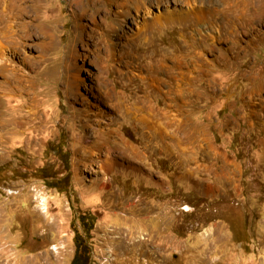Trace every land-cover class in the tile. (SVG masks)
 I'll return each instance as SVG.
<instances>
[{"label":"rangeland","instance_id":"1","mask_svg":"<svg viewBox=\"0 0 264 264\" xmlns=\"http://www.w3.org/2000/svg\"><path fill=\"white\" fill-rule=\"evenodd\" d=\"M8 2L0 0V264H71L77 246L82 264H264L256 131L233 135L243 196L212 199L174 188L149 126L169 129L200 75L217 89L263 79L264 0H161L140 9L121 40L122 19L142 0ZM85 96L106 124L87 116ZM110 156L108 181L91 186Z\"/></svg>","mask_w":264,"mask_h":264},{"label":"crops","instance_id":"2","mask_svg":"<svg viewBox=\"0 0 264 264\" xmlns=\"http://www.w3.org/2000/svg\"><path fill=\"white\" fill-rule=\"evenodd\" d=\"M189 14L181 13L180 18ZM199 77L206 87L196 82L194 100L179 102L176 118L165 122L169 129L161 132L159 121L149 124L157 136L158 155L168 164L167 173L178 190L212 199L243 196L245 166L235 155L233 135L240 132L249 138L256 131L250 153L264 171V76L248 87L237 77L220 89L209 84L207 75Z\"/></svg>","mask_w":264,"mask_h":264},{"label":"bare ground","instance_id":"3","mask_svg":"<svg viewBox=\"0 0 264 264\" xmlns=\"http://www.w3.org/2000/svg\"><path fill=\"white\" fill-rule=\"evenodd\" d=\"M14 0H9L8 3H6V7H9L10 10H12V3ZM178 0H175V2L177 3ZM190 2V0H184V2ZM133 1H131L130 3H132ZM109 4V3H108ZM120 4V3H119ZM125 4V2H124ZM127 4V3H126ZM134 4V3H133ZM161 5V0H153V1H147L145 2L144 0H142L141 3H137L133 5L134 11H135V16L131 17V15H127L125 18H123L122 20H124V23L121 22V24H123L122 26V32L121 35L118 34L117 35V39L121 40L122 37H124L126 34H128L125 29H127V31H131L132 27L137 24V14L139 12L140 9L144 8V7H148V8H159ZM169 5V4H168ZM179 5V4H178ZM120 6V5H119ZM118 6V7H119ZM125 6V5H124ZM123 6V7H124ZM108 7V6H107ZM192 7V6H191ZM150 13V12H149ZM120 14V13H119ZM154 16H152L153 18ZM159 17L155 16V19L153 20H158ZM158 22V21H157ZM114 26V25H113ZM112 26V27H113ZM147 24L145 23L144 26L142 25V29L140 30H145L146 29ZM140 28V27H139ZM123 41V39H122ZM118 43V42H117ZM116 43V44H117ZM120 45H122L123 43L119 42ZM2 46V45H0ZM1 47H0V75L5 71L4 70V61L6 60V56L4 54V52L1 51ZM113 50V49H112ZM75 82H78L77 79H73ZM109 91V90H108ZM114 91V90H113ZM103 94V93H102ZM117 94V93H116ZM115 92H114V100H115ZM80 97V96H79ZM97 97V96H96ZM110 97V96H109ZM112 97V99H113ZM83 99V103H84V108H85V112L87 114V116L91 117L93 119V122H95L97 125H103L106 124L105 121H109V117H107L104 113V111L100 108L99 104L96 102H92V100H90L89 98H87V96L82 97ZM102 100V98H101ZM100 101V100H99ZM113 103V102H111ZM141 104V103H140ZM115 107V106H114ZM143 116V115H142ZM144 120V119H143ZM109 126V124H107ZM0 138H1V133H0ZM108 148V147H107ZM115 148V147H114ZM94 149V148H93ZM99 149V148H98ZM98 156V155H97ZM113 156V155H112ZM112 156H110L108 159L103 160L100 162V164H98V171L92 170L91 174L95 173V177L94 178H90L87 182L89 184H91V186L94 185H100V186H104V183L108 181L107 178V172L113 168V166L115 165V159L112 158ZM86 159V158H85ZM97 159V158H96ZM82 161V160H81ZM97 165V164H96ZM87 166V165H86ZM89 169V168H88ZM90 170V169H89ZM101 178H99L100 176ZM79 181L84 182L85 180L80 177Z\"/></svg>","mask_w":264,"mask_h":264},{"label":"trees","instance_id":"4","mask_svg":"<svg viewBox=\"0 0 264 264\" xmlns=\"http://www.w3.org/2000/svg\"><path fill=\"white\" fill-rule=\"evenodd\" d=\"M92 228V224L90 225V229ZM71 264H82V261L79 257V253H78V246L76 248V254L71 262Z\"/></svg>","mask_w":264,"mask_h":264}]
</instances>
